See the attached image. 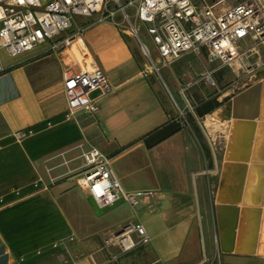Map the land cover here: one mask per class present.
Wrapping results in <instances>:
<instances>
[{"label": "crops", "instance_id": "0c3cea01", "mask_svg": "<svg viewBox=\"0 0 264 264\" xmlns=\"http://www.w3.org/2000/svg\"><path fill=\"white\" fill-rule=\"evenodd\" d=\"M82 29L86 49L79 53V59L84 60L86 66L93 63L99 67L108 77L110 89L92 94V99L99 104L96 116L78 115L89 116L100 125L95 148L111 159L112 170L124 190L129 193L154 191L156 197L141 201L137 208L120 202L110 209L100 210L79 188L87 206L91 203L98 215L97 238L87 237L94 228L86 223L87 212L78 209L73 201L47 194L51 185L41 187L43 193L38 195L35 185L40 187L36 183L39 168L31 163L30 152L11 141L14 134L39 127L68 111L63 72L71 59L57 54L61 80L51 85L35 78L31 81L27 73L29 65L38 62V57L32 53L44 48L42 54H47L48 44L16 59L5 57V71L29 60L34 62L14 69L3 81L0 79V95L8 90L16 94L11 99L0 96V142L7 143L0 149V264H57L55 259L60 260V255L73 264H104L105 232L128 223H140L146 228L152 240L147 248L156 258L153 264H205L208 257L200 254L194 232L200 195L191 180L189 153L182 135H175L153 149L146 148L144 139L169 124V115L146 80L145 72L138 68L125 36L113 25L98 24L91 19L84 20ZM6 60L14 64L7 68ZM59 89L62 97L56 99L53 93ZM241 151L240 148L239 154ZM119 162H124L121 169L115 167ZM146 171H153L154 187H145L137 181ZM16 188H20V193L12 190ZM248 231L243 232V237ZM261 236L263 238L264 233L260 229L258 253L226 254L223 264H264Z\"/></svg>", "mask_w": 264, "mask_h": 264}, {"label": "built area", "instance_id": "2783aa9c", "mask_svg": "<svg viewBox=\"0 0 264 264\" xmlns=\"http://www.w3.org/2000/svg\"><path fill=\"white\" fill-rule=\"evenodd\" d=\"M78 18L111 24L123 36L138 42L145 29L164 64L189 54H207L209 62L221 68L241 58L264 56V0H0V74L5 71V57L16 59L48 44L49 51L71 59L63 72V90L71 115L96 116L99 104L92 94L110 89L108 77L99 67L93 63L86 66L77 57L86 49ZM140 50L152 61L147 46L141 43ZM249 70L250 79L260 73ZM213 73L208 74V80ZM246 83L244 89L250 87ZM78 185L100 210L120 202L137 208L141 201L156 197L154 191H125L112 170L111 159L95 147L84 154ZM107 236L106 247L123 252L152 242L140 223L125 224Z\"/></svg>", "mask_w": 264, "mask_h": 264}, {"label": "rangeland", "instance_id": "374dc122", "mask_svg": "<svg viewBox=\"0 0 264 264\" xmlns=\"http://www.w3.org/2000/svg\"><path fill=\"white\" fill-rule=\"evenodd\" d=\"M232 3L233 1L230 2V4ZM84 20L86 19L78 18L77 21L80 27L84 25ZM140 38L141 41L138 42L124 37L128 40V45L134 52L138 68L140 71L145 72L146 80L153 87L162 107L169 115V123L175 128L178 127L179 131L175 135L181 134L183 137L189 153V165L192 170L191 180L199 190V211L194 224L196 246L201 250L200 254L208 257L205 264H223V256L226 255V252H221L219 248L215 206L228 141L227 134L217 127L230 124L232 118L228 117V113L232 108L233 99L245 91L243 85L251 77L249 69L254 68L257 73L264 71V56L260 58V54H256L250 58H241L239 62L232 66L221 68L218 63L211 64L207 54H189L179 61L164 64L159 61L156 47L145 29L142 30ZM141 43L150 49L152 61L142 54L140 50ZM44 50V48H39L32 53L38 57V62H35V64L33 60H29L21 63L18 67H25L33 63L27 68L31 81L37 79L51 85L59 84L62 72L57 53L48 51L47 54L43 55ZM244 50L245 48H242L241 51ZM2 55L5 57L6 54L3 53ZM13 64L12 60L5 61L7 68ZM238 64L241 65V69H238ZM14 69L1 73L0 79L3 81L4 78H8V75ZM214 71L212 80H208V74ZM251 80L246 84L251 86L256 83L251 82ZM8 89L10 88L8 87ZM0 96L11 99L16 94L12 93V90H8L6 94ZM53 97L56 99L62 97V90H55ZM206 104H209V106L210 104H213V106L218 104L219 107L214 112L202 116L201 113L206 111ZM100 132L101 127L96 120L86 115H71L70 112L66 111L39 127L14 134L11 141L17 147H22L30 152L31 163L39 168L40 176L36 183L40 187L37 188L35 185L38 195L43 193L41 187L43 189L46 185H51V187H48L50 192L47 194L57 195L56 198H68L69 201H73L78 209L83 210L84 213L87 212V215H85L86 223L88 227L94 228L87 237L97 236V238L98 215L93 205L88 203L87 206L85 198L82 197L83 194L79 193L81 190L79 189L78 180L84 170V154L92 147H98ZM251 132V127L244 124L237 128V136L233 147H236L238 151L240 148L243 150V152L241 151L242 154L240 153L241 156L246 153L249 142L253 140L255 133ZM257 140L258 158H263L264 127L261 129ZM5 145L7 143L0 142V149ZM112 157L114 156L112 155ZM234 161L238 160L234 158ZM123 163L119 162L115 167L121 169ZM242 171L241 168L231 170L229 179L233 187L245 181V178L244 181L242 178ZM255 171L251 177H259V170ZM152 172H144L139 176L140 178H137V181L145 187H154L155 181L152 180ZM255 178H252L250 182H255ZM253 186L255 187V184ZM19 189L12 190L18 194L20 193ZM24 191L26 190L24 189ZM251 192L253 193V190ZM257 198L259 197L257 196ZM65 205L68 209L67 204ZM81 225L84 227V221L81 222ZM108 233L109 231L105 232V238L108 237ZM155 259L152 250L147 247L132 252H123L117 247H108L105 250L104 264H153ZM55 260L56 263L58 262L57 264H73L72 262H66L61 255L60 260L65 261L64 263L59 259Z\"/></svg>", "mask_w": 264, "mask_h": 264}, {"label": "water", "instance_id": "95a60500", "mask_svg": "<svg viewBox=\"0 0 264 264\" xmlns=\"http://www.w3.org/2000/svg\"><path fill=\"white\" fill-rule=\"evenodd\" d=\"M263 74H264V71H263ZM257 78L260 79L259 74L257 75ZM262 90H263V85L262 83H260V81H257L254 86H250L247 89H245L244 92H242L240 95H238L237 97L233 99L232 108L228 113V117L230 118L232 117L230 137H229L227 148H226L225 162L222 168V175H221V180L219 184L220 188H219L218 197L216 198V206H215L217 227H218V233H219V244H220L221 251L224 253L226 252V254H232V251L234 250V248H235V251H239L237 247L239 243L238 242L239 237L243 233V230H242V228L244 227L243 213L246 209L245 207H247L248 205H253L257 208L255 211H259L258 208L262 204V191L264 188V166L260 172V177L256 175L257 184L255 185V189L256 187L258 188L257 193H258L259 198H241L242 187H243L244 182L239 183L240 184L239 188L238 187L236 189L228 188L229 190L226 192L227 196L223 195L226 198H220V193H222L221 190L222 191L224 190L222 188L226 180H228V175H230L229 174L230 171L227 170L228 165H229L227 162V159L229 155L233 131L238 122H242V121L255 122L256 119L260 120V103H261L260 101H261V97L263 94ZM252 103L254 107H252L251 105ZM248 106H251V107H248ZM246 109L247 111L244 112V110ZM259 123L261 124V122ZM254 139L256 141L255 142L256 144L257 138H254ZM239 156H241V154ZM253 156L250 158V156H247L244 154L243 156L239 157V160L246 162V161H249L250 159L251 161H253L254 160ZM257 162H259V165H260V161H257ZM262 163H264V159L262 160ZM240 165H241L240 167H242L241 169L243 170V177H242L243 181H244V178H246L249 174L250 176L254 174L255 170H254L253 165L255 164L250 163V165L248 166V164L244 163ZM233 177L235 178V176ZM252 178H255V176ZM258 182H259V185H258ZM255 214H257L256 219L258 222V220L260 219V212H255ZM257 222L255 226L251 227V230H250L252 236H254V239L259 229L257 228L258 227ZM261 230L263 234L264 233V214H263V225H262ZM263 242H264V236L263 238L261 236V243ZM261 250L262 248H260V253H261ZM245 254L252 255L253 252H247Z\"/></svg>", "mask_w": 264, "mask_h": 264}, {"label": "bare ground", "instance_id": "6f19581e", "mask_svg": "<svg viewBox=\"0 0 264 264\" xmlns=\"http://www.w3.org/2000/svg\"><path fill=\"white\" fill-rule=\"evenodd\" d=\"M84 57H86V56H84ZM78 58H80L79 54H78ZM237 67H238V69H241V65L238 64ZM259 77H260V79H258L257 77L256 78L253 77L251 82L260 81V83H262V85H263V90H262L263 94H262L261 101H260L261 102L260 103V120L256 119L255 122H253V121H242V122H238L236 124L235 129L233 131V136L231 138V145H230L229 155H228V159H227V162L229 164L227 170L230 171L229 174L231 173L232 169L242 168V167H240L241 166L240 164L246 163L249 166L250 163H252V164H255V165H253L254 170H259V172L258 171L257 172L259 173V177H260V172L264 166V163H262V160L264 159V157L261 158V160H260V158H258L259 149L257 150V147H256L257 143L255 144L256 141L254 139V138L259 137L260 131L264 127V74H263V72L259 73ZM255 84H253L251 86H254ZM251 105H252V107H254L253 103ZM242 109H243V107H242ZM245 111H247V109L244 110V112ZM210 122H211V119H210ZM231 122L229 125H219L217 127L219 129L223 130L227 134V141L229 140V137H230ZM259 122H261V124ZM242 124L251 127V131H252L251 133H253V134L255 133L254 136L252 135L253 140L251 139L252 141L249 142L248 149H246V153H245V155L250 156V158L254 155L253 161H251L250 159H249V161H246V162L240 161L239 157H241V156H239L240 154H238L239 151L237 150L236 147H233L234 143H235L234 140H236V136H237V133H236L237 128H238V126H240ZM214 126H216V125H214ZM257 142H258V140H257ZM259 145H260V143H259ZM256 151H257V153H256ZM234 158L237 159L238 161H234ZM257 161H260V165H259V162H257ZM236 167H239V168H236ZM242 174H243V171H242ZM229 177H230V175H228V180H226V182L222 188L224 190L223 191L221 190L222 193H220V198H226L223 195H226V192L229 190L228 188L233 187V185H231V183H230ZM254 180H255V182H252V183L250 182V181H252V177L250 176V174L245 178V181H244L243 187H242L241 198H257L258 188L256 187V189H255V187L253 186V184H255V185L257 184V179L255 178ZM239 185L240 184H238L236 187H233V189H236L237 187L239 188ZM258 185H259V182H258ZM250 189H251V191L254 189V191H253L254 195L253 196H252V194H250V193H252L250 191ZM245 208L246 209L243 213V215H244L243 221L245 224L244 227L242 228L243 232L246 231V229H247V231L248 230L250 231L251 227L255 226V224L257 222V219H256L257 214H255V212H260V219L257 222V225H258L257 228H259V229L257 231V235L255 236V239H254V236H252V234L250 233L251 231L250 232L248 231L247 234L244 235V237H243V233H242L241 236L239 237V240H238L239 243H238L237 248L239 251H235V248H234L232 253L243 254V252H244V254H245L247 252H253L252 255H254V254H256V252L258 253V246H259V242H260V229H261L262 218H263V214H264V188L262 191V204L258 208L259 211H255L257 208L253 205H248ZM247 242H249L250 244H247Z\"/></svg>", "mask_w": 264, "mask_h": 264}, {"label": "trees", "instance_id": "16d2710c", "mask_svg": "<svg viewBox=\"0 0 264 264\" xmlns=\"http://www.w3.org/2000/svg\"><path fill=\"white\" fill-rule=\"evenodd\" d=\"M206 111L203 114H209L214 112L219 105L215 104H206ZM179 131L178 127L175 128L172 124H167L166 126L156 130L155 132L151 133L144 139V144L147 149H153L154 147L158 146L159 144L163 143L167 139L171 138L173 135H175Z\"/></svg>", "mask_w": 264, "mask_h": 264}]
</instances>
